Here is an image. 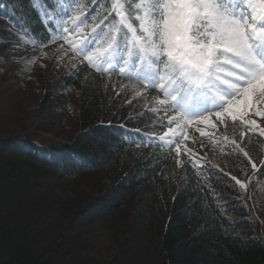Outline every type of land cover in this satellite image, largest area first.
Wrapping results in <instances>:
<instances>
[{"label":"trees","instance_id":"16d2710c","mask_svg":"<svg viewBox=\"0 0 264 264\" xmlns=\"http://www.w3.org/2000/svg\"><path fill=\"white\" fill-rule=\"evenodd\" d=\"M192 2L186 34L198 50L225 17L247 32L262 24L248 0ZM163 17V0H0V46L32 56L73 41L77 60L52 75L47 57L31 77L43 100L29 115L69 121L56 131L67 142L0 127V264H264V100L241 111L205 84L183 44L164 55ZM69 93L72 118L48 106ZM184 109L188 136L170 137ZM46 125L36 129L55 132Z\"/></svg>","mask_w":264,"mask_h":264},{"label":"rangeland","instance_id":"374dc122","mask_svg":"<svg viewBox=\"0 0 264 264\" xmlns=\"http://www.w3.org/2000/svg\"><path fill=\"white\" fill-rule=\"evenodd\" d=\"M192 1L163 0L164 17L160 33L161 42L164 45L162 53L172 57L179 51L180 44H188L189 50L193 52L191 58L194 66L199 70L205 67L206 70L207 68L213 69V76L210 79L204 76L206 85H212L213 90L216 92L229 93V95L233 94L236 96V101L241 111H245L248 108L255 109L257 98L264 100L263 92L261 94L254 92L255 88L264 86V51L259 53L255 47L250 46V37L246 28L226 17L223 19L218 35L215 38L216 40L205 49L198 50V48L194 47L191 43L194 38L187 34L182 41L180 38L183 31L186 28V33L188 32L194 17L198 14ZM247 5L252 8L253 12L261 13L262 25L252 28L250 34L255 40L263 44L264 7L255 5L251 1H248ZM145 12L147 15L142 23V29L150 37L148 32L150 22L149 7H146ZM203 13L204 15L210 13L209 6L204 8ZM75 45L73 41L70 43L62 41L47 49L37 51V54L32 56H29L31 53L30 49L23 44H20L21 50L16 51L9 50L11 47H17L15 44L0 46V127L2 126L8 130L19 127V133L26 132V130L29 131V129L36 130V139L47 144L67 142L66 137L57 136L56 131L69 133V121L65 120L63 125L56 126L53 121L43 116L33 117L29 115L30 110L38 107L43 100L38 87L31 81V77L37 71H46V67L49 64L47 57L51 59V74L55 75L66 71L73 63L77 62L74 53ZM219 53L223 54L222 60L216 59ZM224 57L228 58V60ZM107 58L111 60L110 54L107 55ZM115 65V62H111V66L114 67ZM230 71H233L234 74H230ZM7 75L12 76L8 77ZM13 77L23 80H21V83H18L17 80L11 81L10 79ZM224 77L228 81H225ZM74 99L73 93L62 97L56 95L53 96L48 106L59 107L64 111L63 115L65 113L66 118H72ZM20 109H23V111ZM183 113L185 117L176 114L172 116L175 127L169 132L170 137L179 136L183 138L188 136L194 116L188 109H184ZM257 117L264 121V104L261 110H258ZM42 123L47 124L46 126L49 128H56L55 132L49 133L36 129V126ZM47 198L49 199V197ZM128 262L126 264H134L131 259Z\"/></svg>","mask_w":264,"mask_h":264}]
</instances>
